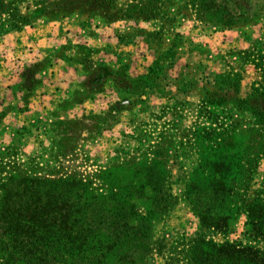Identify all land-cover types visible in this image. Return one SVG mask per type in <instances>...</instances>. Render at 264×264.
I'll return each mask as SVG.
<instances>
[{"label":"rangeland","instance_id":"1","mask_svg":"<svg viewBox=\"0 0 264 264\" xmlns=\"http://www.w3.org/2000/svg\"><path fill=\"white\" fill-rule=\"evenodd\" d=\"M0 1L4 4L0 9V39L40 21H58L64 13L69 14L68 17L81 15L100 22L106 19L100 15L92 17L77 9L78 6L71 8V0L60 3L55 2L61 0ZM128 1L117 0L119 7ZM199 1L169 0L166 9L169 19L163 16L168 30L152 42L177 43L176 27L192 21L207 23L213 29L242 28L248 34L249 30H254L264 36V0H208L202 11L200 5L204 0ZM114 12L117 13L116 10L110 13ZM158 18L161 21V17ZM127 21L147 22L143 19ZM255 60L264 67L263 59ZM261 76L264 81L263 72ZM244 88L249 90L247 85ZM230 97L232 94L227 99ZM251 100L243 104L247 110L243 112L236 111L233 105H225L207 109L201 115L198 105L192 110L180 107L175 124L163 120L170 117L169 113L160 114L158 121L153 117L154 120L134 128L132 137L115 147L107 141L102 130L97 132L99 144L92 142L96 139V129L90 121L77 120L66 127H52L51 132L56 133L51 135L50 149L44 155L27 154L20 141L19 145L11 144L8 149L0 150V176L7 179L26 169L38 177L50 179L75 176L92 181L113 210L122 200L129 206L135 205L134 210L128 208L135 217L129 219L130 224H137L141 219L145 226L111 230L115 235L150 239L148 248L139 249L131 242L127 244L126 249L130 248L133 253L130 264H251L243 262L237 252L247 245L264 251V237H254L248 232L247 209L255 205L254 199L264 201V124L255 123L251 112L257 101ZM258 101L264 104V99ZM234 103L239 104V101ZM184 110L193 113V118ZM197 125L204 130L197 133ZM64 132L66 136H61ZM156 163V169L163 176L160 177L164 178L162 186L151 184V179L145 175L148 174L146 167ZM50 201L52 203L51 197ZM73 202L74 197L70 203ZM73 205L72 211L76 212L77 201ZM56 214L48 210L45 222L41 226L37 223L32 237L40 249L31 259L22 257L19 250L23 236L20 234L14 242L11 232H5L10 224L7 221L4 225L2 221L0 264L1 259L6 261L11 249L16 259L19 255L23 259L16 264L59 261L60 247L46 233L51 216ZM54 231L59 236L57 227ZM48 239L54 246L47 243ZM224 243L239 247L236 251L215 247ZM114 259L110 257L109 261Z\"/></svg>","mask_w":264,"mask_h":264},{"label":"crops","instance_id":"2","mask_svg":"<svg viewBox=\"0 0 264 264\" xmlns=\"http://www.w3.org/2000/svg\"><path fill=\"white\" fill-rule=\"evenodd\" d=\"M161 27L159 20L106 23L76 15L1 38L0 150L20 141L27 154L44 155L51 128L77 120L94 126L92 142L99 144L102 130L115 147L160 114L175 124L180 107L202 105L226 73L241 72L243 98L262 82V68L243 61L248 50L264 60L261 32L192 21L176 27L180 43L147 40Z\"/></svg>","mask_w":264,"mask_h":264},{"label":"trees","instance_id":"3","mask_svg":"<svg viewBox=\"0 0 264 264\" xmlns=\"http://www.w3.org/2000/svg\"><path fill=\"white\" fill-rule=\"evenodd\" d=\"M66 0H61L60 3ZM169 0H130L127 3H122L119 7L117 0H71V8H75L80 11L90 14L92 17L100 15L106 17L104 20L106 23H113L118 20H139L144 21L159 20L161 17L162 27L159 31L153 33H146L147 40L157 39L159 35H164L165 30H168L165 25L163 16L167 15ZM199 1V0H198ZM208 0H204L207 2ZM200 3L203 1L200 0ZM200 5L201 11L206 8L205 5ZM4 4L0 1V9ZM117 11L110 13L111 11ZM164 10V11H163ZM69 15V14H68ZM67 13L59 20L68 17ZM107 15V16H106ZM81 16V15H80ZM168 17V16H166ZM90 18V17H89ZM169 19V17L167 18ZM163 20V21H162ZM27 23L30 24L28 20ZM174 30L175 28H169ZM139 31L138 33H140ZM177 43L182 41V36L177 33L175 35ZM256 51L258 49L255 48ZM254 51H246L243 56L244 62H254L257 68H261L256 63V58L253 59ZM260 53V52H259ZM258 58L263 59V55L259 54ZM253 59V60H252ZM250 60V61H249ZM264 77V67L262 68ZM241 72L226 73L218 80V89L216 91L209 92L200 105V113L203 115L207 112V109L212 107H222L225 105H233L238 112L247 111L244 103L251 101H257L252 109V115L254 116L255 123L257 125L264 124V104H260L259 99H264V81L255 84L251 87V92L247 97L240 96L241 91ZM230 99H227L228 95H231ZM239 101V104L234 102ZM260 115V117H259ZM211 129V128H210ZM201 129L197 125V133H200ZM212 130V129H211ZM193 140H195V133L192 134ZM158 163L149 164L146 167L148 174L147 177L151 179V184L161 185L163 183V177L160 170L156 169ZM17 178H13V177ZM161 176V177H160ZM0 176V223L3 221L6 227L5 232H11L14 242L23 236V241L19 245V250L24 258L35 257V252L40 249L37 242L33 241L32 235L36 230L37 223L41 226L45 222V213L55 211L58 214L52 215L49 221L48 230L46 233L53 241H57L59 249V261L48 260L44 264H130L132 263L131 255L133 254L131 249L127 247L129 242L133 243L135 247H147L151 246L150 239L144 240L140 236L127 237L122 235H115L111 232L113 229H135L145 226V223L140 219L136 221L137 224H130L129 219L135 218L131 213L134 210L135 205L129 206L127 201H119L111 209L102 193L94 187L92 181H85L83 178L72 177H59L57 179H50L46 177H38L29 169L26 171L21 170L17 175H11L10 178L2 179ZM5 180V182H3ZM2 185V186H1ZM25 188H23L24 186ZM162 186V185H161ZM2 187V190H1ZM160 190V189H159ZM42 194V195H41ZM104 194V193H103ZM105 195V194H104ZM27 197L25 201L23 199ZM46 198V201L44 200ZM52 198V203L50 201ZM74 197V202L77 201L76 212H73L74 202L71 199ZM17 201H15V200ZM62 200V203L59 201ZM33 200V201H32ZM39 201V203H38ZM252 203L254 206L247 209L250 228L248 232L254 237H264V201L262 199H254ZM54 204V205H53ZM125 204V205H124ZM130 208L131 210H129ZM165 212V211H164ZM136 215V214H135ZM16 216V218L14 217ZM133 216V217H132ZM137 216L138 213H137ZM14 219L12 220V218ZM36 217L37 221H35ZM10 218V219H9ZM139 218V217H138ZM49 220V218L47 219ZM6 223V224H5ZM252 225V227H251ZM46 226V224H45ZM58 228L59 236L55 234L54 228ZM61 240L64 241L63 244ZM49 239L47 243L53 244ZM54 246V244H53ZM220 246V249L227 248L236 251L238 245L231 243H224ZM53 248V247H52ZM62 248V250H61ZM134 250V249H133ZM244 261H249L251 264H264V251L253 245L244 246L237 251ZM7 253V252H5ZM115 257L114 261H109L110 257ZM19 257L16 259L13 249L8 253L6 261H2L1 264H16L23 262Z\"/></svg>","mask_w":264,"mask_h":264}]
</instances>
